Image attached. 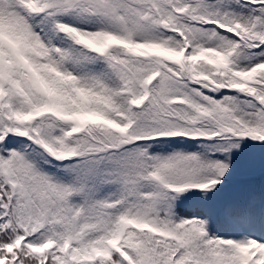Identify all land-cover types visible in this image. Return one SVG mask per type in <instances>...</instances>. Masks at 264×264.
I'll return each mask as SVG.
<instances>
[{"label": "snow or ice", "instance_id": "snow-or-ice-1", "mask_svg": "<svg viewBox=\"0 0 264 264\" xmlns=\"http://www.w3.org/2000/svg\"><path fill=\"white\" fill-rule=\"evenodd\" d=\"M0 264H264V0H0Z\"/></svg>", "mask_w": 264, "mask_h": 264}]
</instances>
